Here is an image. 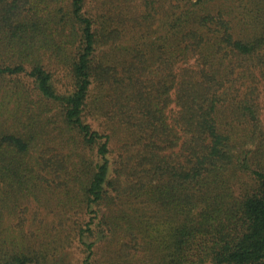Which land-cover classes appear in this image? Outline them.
<instances>
[{"label":"trees","instance_id":"obj_1","mask_svg":"<svg viewBox=\"0 0 264 264\" xmlns=\"http://www.w3.org/2000/svg\"><path fill=\"white\" fill-rule=\"evenodd\" d=\"M262 88L264 0H0V264H264Z\"/></svg>","mask_w":264,"mask_h":264},{"label":"rangeland","instance_id":"obj_2","mask_svg":"<svg viewBox=\"0 0 264 264\" xmlns=\"http://www.w3.org/2000/svg\"><path fill=\"white\" fill-rule=\"evenodd\" d=\"M260 104L262 107V120L264 122V88H262L261 91ZM4 106L6 107V110L10 109L13 106V102L12 101L9 103L6 102L4 103ZM245 183L248 184L246 179H245ZM245 186L247 187V185ZM6 193H7V188L0 183V196L1 197L5 196ZM204 208H205L204 205H197V207L193 211V216L194 217L198 216V213L204 210ZM100 235L101 234H99L96 231L93 234H89L86 238L87 243L96 242V246L94 247L95 259H100L103 256L105 250L107 249V245L105 241L106 239H101ZM63 254L64 255L62 256V258L60 257L56 263L63 264L64 262H66L67 264H82V261H84L87 257V252L85 247H83L81 244H76V243ZM107 255L109 256H107V258L105 259V263L103 264H108L109 261L112 259L109 253ZM61 259L65 261L61 262Z\"/></svg>","mask_w":264,"mask_h":264}]
</instances>
